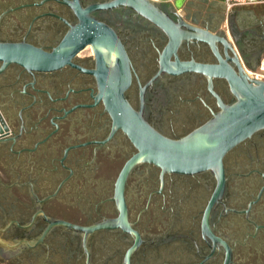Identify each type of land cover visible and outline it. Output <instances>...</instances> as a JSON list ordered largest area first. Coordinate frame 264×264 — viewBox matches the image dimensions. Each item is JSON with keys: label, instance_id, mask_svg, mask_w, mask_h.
<instances>
[{"label": "flooded vegetation", "instance_id": "af4514ba", "mask_svg": "<svg viewBox=\"0 0 264 264\" xmlns=\"http://www.w3.org/2000/svg\"><path fill=\"white\" fill-rule=\"evenodd\" d=\"M111 1L0 0V42L50 52L77 25L108 32L98 36V55L86 43L54 70L10 64L0 71V264H264V129L223 157L224 187L207 220L228 258L202 232L217 184L210 170L184 174L148 162L129 170L125 215L139 242L128 261L132 232L74 227L116 224L115 184L136 152L113 126L91 71L113 75L126 68L125 99L171 139L189 135L236 101L224 77L164 69L168 34L129 7L101 6ZM159 9L182 32L213 35L212 43L181 39L170 62L213 65L220 58L235 74L241 68L251 77L264 60V3L227 10L222 0H181Z\"/></svg>", "mask_w": 264, "mask_h": 264}, {"label": "water", "instance_id": "95a60500", "mask_svg": "<svg viewBox=\"0 0 264 264\" xmlns=\"http://www.w3.org/2000/svg\"><path fill=\"white\" fill-rule=\"evenodd\" d=\"M174 3L179 5L181 1L179 3V0H176ZM162 4L172 3L154 0H112L101 6L122 5L129 7L163 29L169 36V43L161 55V65L164 69L168 71L196 70L209 76L224 77L235 94L236 101L228 106H223L222 111L211 122L199 127L189 135L181 139H171L151 128L125 99L123 91L130 82L126 68H122L113 75L105 72L99 75L96 71H91L98 77L101 98H103L105 110L109 113L113 126L127 136L136 152L125 162L115 184V197L120 211L116 224L104 222L87 227H74L85 232H92L101 228L120 226L123 230L132 232L135 235V243L125 255V260L128 261L131 251L139 242L138 233L131 229L125 215L123 186L129 170L140 162L152 163L163 170L184 174L210 170L215 173L217 184L203 215L202 232L206 233L214 242H219L224 247L226 258H228L229 250L226 243L213 235L208 227V212L224 187L223 157L225 154L256 131L264 129V80L249 77L241 68H239V74H235L220 58V64L213 65L192 61L180 62L177 57L174 62H170L168 56L176 50L181 39L193 38L212 43L213 35L204 30H196L195 27L186 23L183 24L197 32L180 31L178 26L159 9V5ZM78 13L82 14V11L78 10ZM84 21V24L93 23L91 19ZM103 33L108 35L104 29L100 34ZM100 34L84 30L83 24L77 25L61 44L50 52L24 42H0V71L10 64H17L27 70H54L70 63L73 54L86 43H91L98 55L96 47ZM233 60L236 61L235 58ZM172 66L176 69H173ZM60 223L68 224L62 221Z\"/></svg>", "mask_w": 264, "mask_h": 264}, {"label": "built area", "instance_id": "2783aa9c", "mask_svg": "<svg viewBox=\"0 0 264 264\" xmlns=\"http://www.w3.org/2000/svg\"><path fill=\"white\" fill-rule=\"evenodd\" d=\"M154 1H170L174 3L176 0H154ZM227 10H231L239 6L255 5L264 3V0H222ZM251 77L256 79L264 80V60L260 62L258 69L249 72Z\"/></svg>", "mask_w": 264, "mask_h": 264}, {"label": "bare ground", "instance_id": "6f19581e", "mask_svg": "<svg viewBox=\"0 0 264 264\" xmlns=\"http://www.w3.org/2000/svg\"><path fill=\"white\" fill-rule=\"evenodd\" d=\"M181 0H179V3H180Z\"/></svg>", "mask_w": 264, "mask_h": 264}]
</instances>
